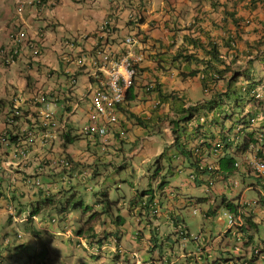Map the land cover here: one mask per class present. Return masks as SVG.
Here are the masks:
<instances>
[{
    "label": "crops",
    "instance_id": "0c3cea01",
    "mask_svg": "<svg viewBox=\"0 0 264 264\" xmlns=\"http://www.w3.org/2000/svg\"><path fill=\"white\" fill-rule=\"evenodd\" d=\"M14 2V9L8 6L0 13V46L9 42L14 29H25L30 39L39 38V34L43 38L31 48L22 45L15 63L0 67V227L4 228L0 243L2 235L13 237L16 226L25 223L47 233L45 239L50 233L48 240L57 248L68 242L72 248L86 249L91 226L101 239L118 236L119 244L127 250L124 264H135L137 259L145 264H241L252 246L264 249V180L244 162L250 154L251 138L264 132V97L256 100L247 93L256 86L264 95V0H49L42 7L25 4L21 11L19 1ZM108 18L110 27L105 24ZM131 35L135 37L137 74L120 107L118 122L105 137L86 136L83 129L90 123L91 89L97 82L92 61L101 57L102 50L120 59L127 51L125 38ZM65 41L72 45L63 44ZM214 45L225 61L219 68L227 70L211 85L208 76L201 79L200 75L206 73L203 60L209 58L207 51ZM36 46L38 53H34ZM190 54L193 58L187 61L185 56ZM251 64L261 76L245 74L247 80L237 82ZM194 70L198 72L192 74ZM234 71L235 80L229 85ZM71 75L77 79L74 88L69 87ZM234 83L239 85L236 91L240 97L254 109L248 117L227 125L231 114L215 111V107L231 93ZM201 92L212 99L201 98ZM37 93L49 98L60 93L50 106L51 117L46 118L44 105L33 103ZM181 100L184 103L179 108ZM15 105L22 109L16 118L10 114ZM184 106L197 110L192 119L178 124L180 131L184 128L181 147L187 151L200 148L201 160L217 164L213 143L230 133L236 138L244 135L242 149L235 143L228 144L226 151L240 163L238 171L230 175L204 173L195 180L191 177L192 158L174 146L177 124L172 121L181 117ZM5 132L10 145L1 140ZM18 144L27 147L26 159L18 153ZM165 150L171 160L162 159L160 175L153 176L151 169L156 170L155 161ZM65 158L71 167L56 164ZM119 161L121 164H116ZM147 164L149 168L144 166ZM115 165L140 178L149 174L157 184L134 188L123 202L126 215L114 214L111 229L97 230L91 220L74 215L66 202L84 183L100 180L104 171L107 174L108 167ZM165 168L174 179L169 182L165 178L167 182L159 189ZM32 177L40 178L50 190L31 189L25 180ZM232 181H237V186ZM147 189L159 198V215L151 217V207L141 205L144 199L140 193ZM48 195H52L51 201L31 218L34 207ZM108 200L112 203L108 209L93 210L95 219L102 221V214L112 208L109 193ZM239 200L246 201L237 206L244 225L234 233L220 208L227 211L228 203L235 206ZM11 209L17 218L9 215ZM197 214H202L204 223L192 222ZM181 222L186 227L184 234L178 228ZM255 233L260 234L258 242ZM104 245L101 255L114 263L112 246ZM232 252L241 258L239 262Z\"/></svg>",
    "mask_w": 264,
    "mask_h": 264
},
{
    "label": "built area",
    "instance_id": "2783aa9c",
    "mask_svg": "<svg viewBox=\"0 0 264 264\" xmlns=\"http://www.w3.org/2000/svg\"><path fill=\"white\" fill-rule=\"evenodd\" d=\"M19 10L21 11L24 8V3L21 0H18ZM49 1V0H47ZM47 1L42 0H29L26 3L28 4H37L39 6H43ZM137 22V21H136ZM109 27L112 24L111 18H108L105 21ZM137 25V23L135 24ZM42 35L39 34V38L30 39L25 29H14L10 33L9 42L6 44H2L0 46V67H5L12 65L16 62L22 45L26 44L28 47H34L35 41L42 39ZM135 42V37L133 35L128 36L125 38V45L127 46L126 53L120 58L115 59L113 58L106 50L99 51L101 57L94 58L92 61L94 77L96 78L97 82L96 85L91 89V103H92V113L90 115V123L83 129V134L86 136H95L98 135L100 137H105L109 133V128L115 125L118 122V114L120 111V107L126 102L128 90L133 85L135 76L137 74L136 67H135V59L133 57V45ZM63 44H71L68 41L63 42ZM34 53H38L37 46L34 49ZM201 79H205V73H202ZM221 75L218 72H213L211 77V85H214L215 82L221 79ZM77 84V79L75 75L70 76L69 80V87L74 88ZM246 91V89H244ZM58 97H60V93H54L52 97H48L44 93H37L32 101L34 104H42L46 110L45 116L46 118L51 117V105H54ZM250 97L256 100L263 99L264 95L260 88H256L251 91ZM13 116H20L22 114V109L15 105L13 110L10 112ZM100 122V123H99ZM239 131V130H238ZM53 136V135H49ZM240 137L236 138V134H227V137L223 141H216L213 143V154L218 156L219 154L223 153V149L225 147V141L232 142L235 146V143L238 147H243L244 142L243 138ZM237 139H240L238 142ZM6 145L11 144V140L9 135L5 132L2 135L1 139ZM257 142L251 143L250 147L248 148L249 156L244 158V162L248 165V170L254 172L259 177L263 178L264 180V149L262 143L264 141L263 135L259 134L256 136ZM29 141H32V138H29ZM262 148V150H260ZM16 149L20 156L23 159H26L28 156V149L27 147H21L19 144L16 145ZM193 151L194 159H200L201 157V150L199 148H195ZM260 151L262 154L260 155ZM65 168H69L72 166V163L68 159H60L56 162ZM215 169H219L218 166H215ZM264 182V181H263ZM27 186L31 189H45L44 184L42 183L41 179L38 177L27 178L25 180ZM237 183V182H236ZM149 197L144 198L142 202L143 207H151L150 216L158 215L160 213V204L158 198H154L149 201ZM245 200H239V207L240 205H245ZM242 209V208H241ZM240 212L235 213L232 211L227 210L226 216L228 219V224L231 228H233L234 233H237L239 227H242L243 222V213L239 209ZM197 212V209L194 210ZM10 214H15V210H9ZM179 231L184 234L185 226L181 222L178 225ZM182 229V230H181ZM187 235V234H185ZM195 239H199V236H194ZM187 239V236L184 237ZM113 250L117 251L120 249V258L117 259V264L122 263V257L124 256L125 250L121 245L117 244V240L114 239L113 243ZM94 252H99V247H92L91 248ZM251 259L264 260V251L260 247L252 248L249 257L243 260L242 264H250Z\"/></svg>",
    "mask_w": 264,
    "mask_h": 264
},
{
    "label": "rangeland",
    "instance_id": "374dc122",
    "mask_svg": "<svg viewBox=\"0 0 264 264\" xmlns=\"http://www.w3.org/2000/svg\"><path fill=\"white\" fill-rule=\"evenodd\" d=\"M14 0H0V13L3 14L7 7L14 9ZM254 69H256L254 71ZM253 75L254 77H260V71L256 68L254 64H251L250 67L246 70V73L240 75L238 77L237 82H245L247 80L246 75ZM238 83H234L231 86V93L229 95H224L220 100H218V104L215 107V111H223L231 114V116L227 120V125H230L234 121H239L244 119V117H248L251 112H253L254 107L247 102L246 99H242L240 97L241 93L236 91ZM201 98H205L207 101L212 99L211 95H207L204 92L200 93ZM238 101L235 104V101ZM178 107L182 108L183 100L178 102ZM185 107V106H184ZM187 108V107H185ZM206 116V115H205ZM206 121V117L204 119ZM121 161L117 162L116 164ZM164 164L166 162L164 161ZM116 166V167H115ZM109 166L108 173L102 175L103 177L100 180H89L79 188L77 194L70 200V208L74 215L79 216L85 220H91L90 224L94 225L97 230L101 228H112V224L110 219H112L115 215L122 214L126 215L127 211L123 205V202L131 195L134 188H148L149 186L156 187L157 181L151 179V176L148 174L143 177H138L130 173V170L126 168H120L117 165ZM146 168H149L150 165H144ZM168 169V167H166ZM166 168L162 170V175L166 174ZM156 169V168H155ZM154 169H151V173L153 174ZM167 179L169 182H172L174 179V175L172 176L170 173L168 174ZM162 180L161 176L159 178V182ZM88 188V189H86ZM101 188L103 191L107 190L110 194V199L114 201L113 206L106 213L102 214L101 219H90L91 215L94 211H101L103 207L108 208L106 203L98 202V197H100ZM82 204L74 206L76 203L80 202ZM221 216L224 220H226L225 209L223 207L220 208ZM191 213V209L189 210ZM186 218L188 220L189 215L186 211ZM195 219H192V222L204 223L202 219V214H197ZM228 221V220H227ZM18 231L23 235V237L17 240V244L26 243L27 246L20 247L16 253L12 254L10 258L5 261V264H29V255H35L36 252H39V247L43 243L49 250V258L55 264H114L112 261L106 259L104 255H95L91 254L88 249H79L75 246H72L68 243H61L60 247L57 248L53 243L49 242V238L52 236L48 233V239L43 238L42 243L39 242L38 239L32 238L31 240L28 237V231L26 230L25 223H21L17 225ZM100 228V229H99ZM3 227H0V230H3ZM205 234V233H204ZM255 239L258 242L259 235L257 233L254 234ZM28 241V242H27ZM234 256V260L239 262L241 258H235L237 254L232 252ZM244 256V254H242ZM38 257V256H37ZM245 257V256H244ZM35 258V257H34ZM48 260V258H47Z\"/></svg>",
    "mask_w": 264,
    "mask_h": 264
},
{
    "label": "trees",
    "instance_id": "16d2710c",
    "mask_svg": "<svg viewBox=\"0 0 264 264\" xmlns=\"http://www.w3.org/2000/svg\"><path fill=\"white\" fill-rule=\"evenodd\" d=\"M139 20L141 21L142 17ZM207 54H208L209 58H206L205 60H203V62H204L203 65L205 66L204 67V70L206 72L205 75L208 76V79L211 82V77L213 75V72H219L221 77H222L223 76L222 73L226 72L227 67H225L223 69L219 68V65L225 64L224 63L225 61L223 59H221L220 53H219L216 45L212 46L211 49L209 51H207ZM192 58H193V54L185 56V59L187 61H190ZM197 72H198V70H194L192 72V74L193 73H197ZM235 72L236 71H234L231 74L230 80L228 81L229 85H231V83H233V80H235ZM205 86H207L206 83H205ZM255 87L256 86H254V89H255ZM251 91L252 90H248L247 93L250 95ZM244 93H246V91H244ZM196 110H197L196 107H190V108L182 109L181 117L178 120L172 121L173 123L177 124L176 125L177 128L173 130V132L175 134L174 146L180 152H182V154H184L187 158H192V162H191V168H192L191 177L195 180L196 178H200L201 176H203L204 173H206V174L208 173V174L212 175V174H214L216 172V173H225L227 175H230L234 171H238L240 163L236 160L235 156H231L227 152L223 156H221L219 158L218 164H219L220 170H218V169H215V165L214 164H211L209 162L203 161L201 159H194L195 157L192 156L190 151H187L185 148L181 147L180 138L182 137V134H184V130H183L184 128L182 129V131H180V128L178 127V124H180L181 122H185V121H188V120L192 119L193 118V113ZM16 117L17 116H14V118H16ZM251 142H254V143L257 142L256 138L252 137L251 138ZM225 144L226 145H225V147L223 149L224 152L229 147L230 143L229 142L227 143V141H225ZM20 146L21 147H25V146H22V145H20ZM248 146H249V143H248L247 147ZM260 150H262V148H260ZM259 154L261 155L262 152L260 151ZM162 159H165L167 162H169L171 160V157L167 154L166 150L155 161V164L157 165V168L154 171V175L153 176H159L160 175L159 173H160L161 165H159V164H160ZM168 174L169 173L167 171L165 175H161L162 180L159 183V186H158L159 189L164 187L165 183L167 182L165 178H167ZM236 182L237 181H232L233 186L234 185L237 186ZM41 189H38V190H41ZM86 189H88V188H86ZM149 193H151L152 195H150ZM153 194H154V192H153L152 189L144 190V191H142V193H140V196H141L140 199H144V198L149 197L150 199H148V200L151 201L152 199L157 198V197L153 196ZM100 195L101 196L98 197V202L102 201V203H106V206L109 208L112 203H111V201L108 200V193L104 191V192L100 193ZM51 196L52 195H48V196H46L47 198L43 200V202L40 201L39 204L34 207V210L29 214V216L32 218L34 215L38 214L40 209L43 208V206H45L49 201H51ZM70 200H71V198H68L66 203L70 202ZM201 200L202 199H199V201H201ZM158 201H159V198H158ZM199 201H197V202H199ZM80 204H81V201L76 203L74 206H77V205H80ZM227 207L232 212H236L237 206H234L231 203H228ZM103 208H105V207H103ZM108 208H105V209H108ZM9 215L11 217H13L14 219L17 218L16 217V211H15L14 215L10 214V213H9ZM96 215H97L96 212L93 213L91 215L90 219H93V218L97 217ZM118 218H120V217H118ZM25 227H26V230L29 233L28 234L29 239L36 238V239H39L42 242V239L47 237L46 236L47 233L43 235L40 230H34V229H32L31 226L30 227L29 226H25ZM87 231H88L87 239L91 243L97 242L99 245H102V244L106 243L107 245L113 247L114 239H116V238L119 239L118 236L117 237L116 236L113 237L112 235L109 238L105 237L104 239H101L99 237V235L94 232V227L93 226L89 227L87 229ZM12 234H13V237L9 236V234H4V235L1 236V239H3V242L0 243V264H5V261L8 258H10L12 256V254L16 253V251L20 247L27 246L26 243H22V244L15 245V247L9 249L8 251H5L7 248L11 247L14 242L17 243L16 241L23 237V235L18 231L17 226H16V229L12 232ZM107 235H110V233H108ZM158 244L161 245V243H158ZM39 252L40 253L36 252L35 255H32V256L29 255V259H28L29 264H33L34 261H35V264H52L53 263L50 260V258H49V252H48V249L45 246H43V248ZM113 253L115 254V257L118 259V257L120 256V249H118L117 251L113 250ZM47 258H48V260H47Z\"/></svg>",
    "mask_w": 264,
    "mask_h": 264
},
{
    "label": "clouds",
    "instance_id": "9594fccd",
    "mask_svg": "<svg viewBox=\"0 0 264 264\" xmlns=\"http://www.w3.org/2000/svg\"><path fill=\"white\" fill-rule=\"evenodd\" d=\"M27 1H29V0H27ZM26 1V2H27ZM42 1H47V0H42ZM24 3V4H28V3ZM21 116V115H20ZM18 117V116H17ZM255 134H256V132H255ZM259 134H262L263 136H264V132H260ZM258 134V135H259ZM226 137H227V135L225 136V139H226ZM264 138V137H263ZM224 139V140H225ZM231 145L230 146H233V143L232 142H229ZM263 145H264V141H263V143H262V146L261 147H263ZM229 146V147H230ZM228 147V148H229ZM243 147H241V149H242ZM200 149V148H199ZM212 149V148H211ZM190 152H191V154H192V156H193V151L192 150H189ZM226 151H227V149L225 150V152L223 151V153L222 154H219L218 156H215V157H217V164H214L215 166H218V168H219V164H218V160H219V158L221 157V156H223L225 153H226ZM218 170H220V168L218 169ZM160 204V203H159ZM239 204H237V205H235V206H238ZM229 210V209H228ZM160 211H161V207H160ZM197 211H198V209H197ZM229 211H231V210H229ZM225 213H226V211H225ZM235 213H238V211H237V209H236V212ZM160 214V213H159ZM158 214V215H159ZM155 216V215H154ZM225 216H226V214H225ZM227 217V216H226ZM228 220V219H227ZM183 224H184V222H182ZM244 225V224H243ZM185 226V225H184ZM186 228V227H185ZM240 228L241 227H239V229H238V231L240 230ZM232 230H233V228H232ZM186 231V230H185ZM237 231V232H238ZM87 239V238H86ZM88 240V239H87ZM116 240H117V244L118 245H120L118 242H120V240L118 239V238H116ZM83 243V241L80 239V244H82ZM84 245H85V247L88 249V251L91 253V254H95V255H101L102 254V252H103V250H104V248H105V245L104 244H102V245H99L97 242H93V243H91L89 240L87 241V243H84ZM99 247V252H94L91 248L92 247ZM254 247H260L263 251H264V249L260 246V245H256V246H252L250 249H249V255H250V252H251V250H252V248H254ZM237 249H240L239 247L237 248ZM124 250H125V253H124V256L122 257V263L121 264H124L125 263V255H126V252H127V250L124 248ZM132 256H133V258L134 259H137L138 258V256L136 255V254H132ZM118 258H120V257H118ZM247 258V257H246ZM246 258H244V259H246ZM113 259H114V263L115 264H117V258L115 257V254H114V256H113ZM243 259V260H244ZM259 261H263V260H259ZM259 261H257V259H251L250 260V264H259ZM35 262V261H34ZM243 262V261H242ZM242 262H241V264H242ZM35 264V263H34ZM135 264H145V263H143L142 261H140V260H136L135 261ZM151 264V263H150ZM236 264V263H235Z\"/></svg>",
    "mask_w": 264,
    "mask_h": 264
}]
</instances>
